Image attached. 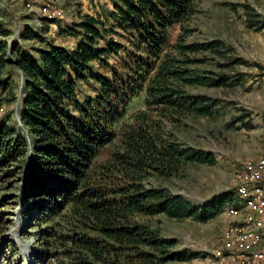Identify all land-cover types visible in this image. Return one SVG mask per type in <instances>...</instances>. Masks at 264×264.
I'll list each match as a JSON object with an SVG mask.
<instances>
[{"label": "trees", "instance_id": "trees-1", "mask_svg": "<svg viewBox=\"0 0 264 264\" xmlns=\"http://www.w3.org/2000/svg\"><path fill=\"white\" fill-rule=\"evenodd\" d=\"M193 2L115 0L109 16L121 31L132 33V49H126L127 55L120 63L111 66L106 63V54L117 53L119 45L110 39L105 48L99 46L108 30L94 17L85 16L77 23L83 39L74 49L51 45L38 50L36 58L15 54L14 48L2 39L8 31L0 21V106L3 100L12 102L14 97L8 78L4 77L12 63L22 72L27 90L19 110L21 128L0 123V170L14 160L25 163L30 153L24 199L34 198L30 209L38 218L51 221L40 233L54 235L53 244L56 248L61 246L66 264H116L108 260L110 256L115 262L121 259L114 250L116 245L135 250L124 258L128 264H166L169 260L183 262L206 257L205 253L187 249L170 250L176 240L161 238L156 230L130 220L137 213L166 214L177 219L192 217L197 221L214 218L222 201L215 206L196 207L183 196L145 189L140 182L150 169L158 171L180 157L208 164H213L214 158L202 150L165 147L141 125L134 127L129 123L120 134L115 130L125 118L133 97L143 92L148 106L211 114L205 97L185 94L173 83L180 79L188 84L211 86L223 81L190 76L188 70L176 67L174 58L164 54L169 46L168 29L192 11ZM61 30L74 34L72 28ZM25 37L38 36L27 31ZM220 45L211 41L179 47L194 53L219 51ZM14 54L10 61L9 56ZM94 60L103 68L101 72L90 65ZM80 81L97 85L99 93L94 98L80 99ZM117 135L118 149L113 150L107 165H100V169L106 168L112 174L125 173L128 184L116 186L112 194L104 192L100 181L97 182L94 161ZM12 172L8 171L6 176ZM64 204L70 207L61 216L59 210ZM65 222L70 225L64 236L53 228ZM3 229L0 225V231Z\"/></svg>", "mask_w": 264, "mask_h": 264}, {"label": "rangeland", "instance_id": "rangeland-1", "mask_svg": "<svg viewBox=\"0 0 264 264\" xmlns=\"http://www.w3.org/2000/svg\"><path fill=\"white\" fill-rule=\"evenodd\" d=\"M56 1L63 14L60 19L48 20L34 11L25 10L19 3L0 0V21L8 31L2 39L14 48L15 54H29L36 58L38 50L51 45L74 49L83 39L76 25L85 16L98 19L108 30V34L99 41L100 47L105 48L110 39L119 45L117 53L106 54L105 60L110 66L118 65L121 58L127 55L125 50L132 49V33L121 31L113 25L114 21L109 16L115 0ZM251 23L254 25L249 26ZM63 28H72L74 34L62 32ZM27 31L38 37L26 38ZM168 31L169 46L164 54L175 59L172 61L176 67L206 81H223L211 86L188 84L180 79L173 83L174 88L179 86L185 94L205 97V102L211 106V114L148 106L143 92L133 97L125 118L115 130L120 134L129 123L134 127L141 125L165 147L169 145L210 153L214 158L213 164L196 163L180 157L158 171L150 169L140 182L145 189H160L183 196L196 207L223 203L218 214L206 221L137 213L130 222L156 230L161 238L176 240L170 250L187 249L206 254V257L199 256L183 262L169 260L166 264H215L211 258L212 250L220 245L221 238L232 223L237 222V218L226 212L229 206L239 203L235 194L239 183L237 175L247 160L255 159L264 151V0H194L192 11ZM211 41L221 44L219 51L190 53L179 47V44ZM15 54L9 56L10 61ZM90 65L97 72L103 69L95 60ZM7 68L4 77L8 78L14 97L12 102L3 100L0 123L3 121L10 128L20 129L19 110L27 90L20 69L13 63ZM98 93L97 85L78 82L77 95L80 99L94 98ZM141 113L143 115L140 116ZM117 136L94 161L97 182L100 181L104 192L112 194L116 186L128 184L125 173L112 174L106 168L100 169V165H107L113 150L118 149L120 135ZM29 156L30 153L23 164L19 159L14 160L0 170V225L5 228L0 231V264H66L68 260L63 259L59 250L61 246L56 248L53 244L54 235L40 233L51 221L38 218L34 209H30L34 198L24 199L30 170ZM7 170L13 172L6 176ZM69 207L62 206L59 210L61 216L68 212ZM69 225L60 223L53 229L65 236ZM114 250L120 253L121 259L115 262V258L110 256L108 260L116 264H128L124 258L135 251L117 245Z\"/></svg>", "mask_w": 264, "mask_h": 264}, {"label": "built area", "instance_id": "built-area-1", "mask_svg": "<svg viewBox=\"0 0 264 264\" xmlns=\"http://www.w3.org/2000/svg\"><path fill=\"white\" fill-rule=\"evenodd\" d=\"M19 3L48 20L60 19L56 0H3ZM1 3V2H0ZM235 188L239 203L227 208L237 218L211 252L215 264H264V151L242 166Z\"/></svg>", "mask_w": 264, "mask_h": 264}]
</instances>
